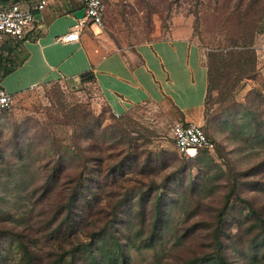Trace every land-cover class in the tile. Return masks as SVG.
I'll return each mask as SVG.
<instances>
[{
  "label": "rangeland",
  "instance_id": "obj_1",
  "mask_svg": "<svg viewBox=\"0 0 264 264\" xmlns=\"http://www.w3.org/2000/svg\"><path fill=\"white\" fill-rule=\"evenodd\" d=\"M103 2L98 33L120 48L178 28L201 46L206 63L209 53L251 48L254 67L211 89L201 126L217 147L192 159L175 149L173 125L181 119L174 105L148 101L116 117L90 78L45 83L0 108V228L7 234L0 264H24L16 233L37 239L43 264H123L114 255L120 241L125 264H223L220 257L264 264V0ZM79 182L98 188L101 199L86 205L77 236L61 250L46 242L42 221L62 201L61 185ZM107 227L105 258L85 262L78 244ZM72 248L75 255L55 260Z\"/></svg>",
  "mask_w": 264,
  "mask_h": 264
},
{
  "label": "crops",
  "instance_id": "obj_2",
  "mask_svg": "<svg viewBox=\"0 0 264 264\" xmlns=\"http://www.w3.org/2000/svg\"><path fill=\"white\" fill-rule=\"evenodd\" d=\"M31 7L39 0H0ZM38 21L24 38L0 42V81L14 95L45 83L75 86L82 73L93 72L95 87L111 111L121 115L148 101L170 103L183 122L202 125L208 93V65L201 46L187 30L168 38L140 41L120 48L88 25L78 41H61L83 7L79 0H46ZM186 31V32H185ZM264 33L260 34V40Z\"/></svg>",
  "mask_w": 264,
  "mask_h": 264
},
{
  "label": "trees",
  "instance_id": "obj_3",
  "mask_svg": "<svg viewBox=\"0 0 264 264\" xmlns=\"http://www.w3.org/2000/svg\"><path fill=\"white\" fill-rule=\"evenodd\" d=\"M245 46H247V43L244 42ZM254 49H244V50H235V49H228L223 52L219 53H209L208 56V93L206 98V105L208 103V99L210 96L211 89L215 87L216 82L218 80L222 79H229L232 75L236 74V78L244 77L247 73L251 72V70L254 67ZM82 79L90 78L94 81L95 77L93 76V72L88 73H82L80 75ZM112 114H114L112 112ZM116 117V114H114ZM204 129V128H203ZM205 130V129H204ZM206 132V130H205ZM207 133V132H206ZM208 136H210L207 133ZM211 137V136H210ZM212 138V137H211ZM215 140L214 138H212ZM217 143V142H216ZM206 151L200 152V154L204 153ZM128 156L125 157L124 160H127ZM187 158V157H186ZM192 159V158H189ZM123 164L117 165L115 168L121 167ZM167 165V163H164V167ZM114 168V169H115ZM51 182L46 181L42 184V188L51 193V191H54L55 189L50 185ZM65 188V189H64ZM41 189V187H40ZM62 193L64 194L62 197V201L60 204H58L56 210L52 211V213L49 214V217H47V220L43 219L42 223L46 229H44L45 233V240L48 242V244L56 245L57 247H60L62 250V247L65 243H72L73 237H76L78 230H77V222L79 221V218L86 212L85 208L87 204H92V208L96 207L97 204L100 202V193L97 191L98 188L93 187H85L82 182L79 183H72L68 184V187L61 185ZM91 200L94 201V203H91ZM92 201V202H93ZM92 212L89 210V213ZM45 220V221H44ZM162 217H158L154 222L155 227L160 228L159 225H162L163 223ZM110 231L109 227H107L102 233L100 232L99 237L96 239V241H91L89 243H79L78 248L80 246L82 252H85L87 250V256L83 257V260L86 262V259H90L92 261H97V259L100 260V257L105 258V255L103 254V245L101 243V240L104 239L105 233H108ZM9 233V231H8ZM12 233L11 235H13ZM6 231H4L2 228H0V238L6 237ZM15 237H17L19 246V250L21 253V256L23 257L21 260L24 262V264H43L42 260L44 256L39 252L38 249H36V245H34L33 242H36L37 239H33L34 241H31L30 239L23 238L22 236L18 235L17 233L14 234ZM95 238V235L92 236V240ZM114 239L119 241L120 239L114 235ZM39 242V240H38ZM37 244V243H36ZM77 248L69 249L68 251L65 250L61 252L60 254H56V258L58 261L63 263V260H66V257L68 254L75 255ZM114 255L115 260L120 258L121 262L123 264L126 263V249L123 247V244L117 242L116 249L114 248ZM118 257V258H117ZM0 259L6 260L7 257L5 254H3V251L0 249ZM73 259V258H72ZM219 260L226 264V261L224 258L220 257ZM73 261H75L73 259ZM68 262V264H76L75 262Z\"/></svg>",
  "mask_w": 264,
  "mask_h": 264
},
{
  "label": "built area",
  "instance_id": "obj_4",
  "mask_svg": "<svg viewBox=\"0 0 264 264\" xmlns=\"http://www.w3.org/2000/svg\"><path fill=\"white\" fill-rule=\"evenodd\" d=\"M85 14L77 18L75 24L65 34L58 36L61 41H78L80 35L88 25L103 27L106 5L103 0H79ZM46 0H39L31 7H25L19 2L3 4L0 1V42L7 37L14 40L24 38L27 31L38 21L37 12L46 6ZM15 102L14 95L0 81V108H12ZM117 116L121 114L114 112ZM175 149L180 155L187 158H196L202 151H215L217 143L207 135L201 125L196 122L177 121L173 125Z\"/></svg>",
  "mask_w": 264,
  "mask_h": 264
},
{
  "label": "water",
  "instance_id": "obj_5",
  "mask_svg": "<svg viewBox=\"0 0 264 264\" xmlns=\"http://www.w3.org/2000/svg\"><path fill=\"white\" fill-rule=\"evenodd\" d=\"M84 14H85V9H84V7L80 8L79 10H77V11L75 12V15L77 16V18H79V17H83Z\"/></svg>",
  "mask_w": 264,
  "mask_h": 264
}]
</instances>
